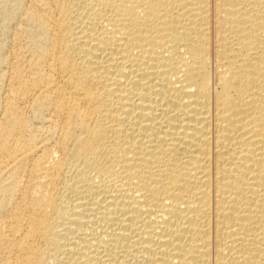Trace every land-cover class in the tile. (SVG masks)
I'll return each instance as SVG.
<instances>
[{
  "label": "bare ground",
  "instance_id": "bare-ground-1",
  "mask_svg": "<svg viewBox=\"0 0 264 264\" xmlns=\"http://www.w3.org/2000/svg\"><path fill=\"white\" fill-rule=\"evenodd\" d=\"M33 4L65 162L17 264H264V0Z\"/></svg>",
  "mask_w": 264,
  "mask_h": 264
},
{
  "label": "rangeland",
  "instance_id": "rangeland-1",
  "mask_svg": "<svg viewBox=\"0 0 264 264\" xmlns=\"http://www.w3.org/2000/svg\"><path fill=\"white\" fill-rule=\"evenodd\" d=\"M33 1L0 0V264H17L19 253L26 252H20L19 246L28 220L38 214L31 208L36 196L28 192V183L37 174L36 165L44 163L54 173L65 162L58 141V112L48 107L38 115L33 107V100L48 81H59L58 73L48 66V58L30 62L46 39L36 26L24 24V11L34 9ZM15 2H20V8ZM47 14L53 17V8ZM25 27L28 33L21 31ZM29 34L35 36L34 43L28 40ZM18 84L25 86L24 95L16 92ZM45 131H49L47 135L42 133ZM7 176L13 184L4 181ZM45 194L52 196L53 190Z\"/></svg>",
  "mask_w": 264,
  "mask_h": 264
}]
</instances>
